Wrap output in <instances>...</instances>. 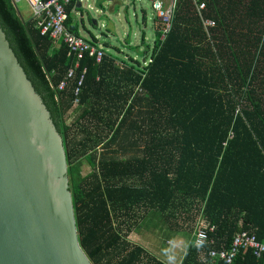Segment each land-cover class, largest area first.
Here are the masks:
<instances>
[{
	"label": "trees",
	"instance_id": "trees-1",
	"mask_svg": "<svg viewBox=\"0 0 264 264\" xmlns=\"http://www.w3.org/2000/svg\"><path fill=\"white\" fill-rule=\"evenodd\" d=\"M204 2L199 14L192 0H175L169 31L161 39L156 29L151 46L141 33L146 65L85 55L67 121L75 81L57 85L73 57L0 0V27L62 137L78 242L93 264H166L127 237L150 210L194 211L213 225L212 242L190 243L179 264H264L250 248L230 263L208 255L242 230L264 242V0ZM76 4L64 5V23L78 34Z\"/></svg>",
	"mask_w": 264,
	"mask_h": 264
},
{
	"label": "water",
	"instance_id": "water-1",
	"mask_svg": "<svg viewBox=\"0 0 264 264\" xmlns=\"http://www.w3.org/2000/svg\"><path fill=\"white\" fill-rule=\"evenodd\" d=\"M0 264H93L78 242L62 137L1 27Z\"/></svg>",
	"mask_w": 264,
	"mask_h": 264
},
{
	"label": "built area",
	"instance_id": "built-area-1",
	"mask_svg": "<svg viewBox=\"0 0 264 264\" xmlns=\"http://www.w3.org/2000/svg\"><path fill=\"white\" fill-rule=\"evenodd\" d=\"M69 0H26L30 7V16L34 19L36 26L39 28L41 34H46L55 41H61L67 47V54L73 57L72 65L67 69L65 75L57 85V89H63L68 82L75 81L73 85V99L72 106L75 107L79 103V93L83 83L86 67L82 66L81 60L85 55L93 57L96 62L100 61L102 56L106 53L101 46L95 42L75 34L68 30L64 21L66 12L64 5ZM152 8L156 11L159 20L160 38L162 39L169 31L171 24L172 11L175 0H169L166 4L164 0H150ZM12 4L16 6L17 0H11ZM197 12L200 14L201 10L205 9L204 0H192ZM203 25L210 27L214 25L211 18H204ZM151 60L150 55L142 63L146 65ZM80 73L76 75L77 70ZM139 89V86L136 87ZM213 230V225L207 223L202 217H198L194 225L193 231V245L197 248H202L206 243L212 242L209 238V232ZM250 248L256 257L264 253V242L256 240L253 233L242 230L233 236L229 248L220 250H210L208 255L224 259L226 263H230L232 258L240 249Z\"/></svg>",
	"mask_w": 264,
	"mask_h": 264
},
{
	"label": "rangeland",
	"instance_id": "rangeland-1",
	"mask_svg": "<svg viewBox=\"0 0 264 264\" xmlns=\"http://www.w3.org/2000/svg\"><path fill=\"white\" fill-rule=\"evenodd\" d=\"M90 1L91 4L93 5V8H90L86 2H83L81 15H80V10H76L72 12L71 23L77 27L79 35H81L84 38H89L88 32L90 31L92 34L97 36L99 40H101V38L103 39L105 38V36L102 35H107L108 42H111V44L113 45L115 44L119 46L121 50L127 52L125 50V48L127 49V47L123 45V41H122L123 37L130 38V42L132 46H135V43H140L139 42L140 33L143 31L151 46L153 40V33L159 27V20L156 11L151 6L150 0H120L119 3L115 4L116 8L119 9V14L116 13L114 15L112 14L111 11H109L108 5L105 6L106 10L104 13L98 11L99 10L98 5L99 3H102L103 0H90ZM164 1H166L167 4L169 0H164ZM125 6H127L128 9L127 11L128 16L125 14L124 11ZM16 7L21 17L27 18L30 15V7L27 4L26 0H17ZM95 10L98 12L96 13ZM126 18L128 19V21H126ZM95 20L97 21V23H95L96 22ZM82 22L85 24V28L82 27ZM127 33H129V36H126ZM101 45L103 47L102 49H105L103 43H101ZM108 50H111V48H108ZM135 55L137 54L135 53ZM70 118L71 117L67 115L66 120L69 121ZM90 169H91L90 165L84 159H82L81 162L79 163V168H78L79 174L84 175L88 173ZM175 214L176 213H174V215ZM191 215L195 216L197 214L196 212L193 211ZM195 217L191 219H195ZM157 220L158 218H156L155 220L151 219L150 221V217H146L141 223L139 221L140 225L139 227L136 226L135 229L137 233L136 235H132V238H134V240L140 241V238L139 240L137 238L140 234V236H142L144 239L147 240L145 242L141 241V243H143L148 247H150V235L154 240L158 238L159 240L158 242L162 244L161 246L165 247L166 245H164L163 241L160 240L168 237L171 240L170 241L171 245L169 246L177 244L178 237L175 236L171 230L174 229L175 225L180 224L184 219L183 220L179 219L178 216L175 215L172 217L171 216L168 217V219L165 221L164 220L157 221ZM176 228L177 227H175V229ZM188 238L189 236L187 235L184 236V240H182V242H184L185 240L187 241Z\"/></svg>",
	"mask_w": 264,
	"mask_h": 264
},
{
	"label": "crops",
	"instance_id": "crops-1",
	"mask_svg": "<svg viewBox=\"0 0 264 264\" xmlns=\"http://www.w3.org/2000/svg\"><path fill=\"white\" fill-rule=\"evenodd\" d=\"M120 0H103L102 3H99V10L102 13L105 12L106 7L105 6H109V11L112 12V14H119V9L116 8L115 4L119 3ZM83 2H86L90 8H93V5L91 4L90 0H77V10H80V15L82 14V5ZM96 9V8H95ZM143 10V9H142ZM76 11V10H74ZM96 11V10H95ZM96 11V13L98 12ZM124 11L125 14L127 15V6L124 7ZM128 16V15H127ZM144 16V13H143ZM29 17V16H28ZM96 21V20H95ZM126 21H128V19L126 18ZM97 23V21L95 22ZM82 27L85 28V24L82 22ZM89 31V30H87ZM141 33L144 34V32L142 31ZM141 33H140V37H141ZM79 34V33H78ZM88 36L89 38H86L88 40H91L93 42H95L97 45L101 46V43H103L104 46V50L105 52H109L114 56V60H113V64L122 68L124 66V64H126L128 62V64H141L143 65V61L146 60L147 56L150 55L149 51H147L146 53L143 52L144 51V45H140V43H135V46H132L131 42H130V38H126L123 37V45H125V47H127V49L125 47V50L128 52H124L123 50L120 49L119 46L117 45H113L111 44V42H108V37L107 35H102L105 36V38H101V40H99V38L97 36H95L94 34H92L90 31L88 32ZM126 36H129V33H127ZM153 38H154V33H153ZM59 41H61V39H56L55 40V44H57ZM153 41V40H152ZM140 42V41H139ZM144 43L149 44L148 39L146 38V35L144 34ZM134 45V44H133ZM132 47V48H131ZM103 48V47H102ZM108 48H111V50H108ZM135 53L137 55H135ZM146 56V57H145ZM136 87L134 88V90H136ZM139 90V89H137ZM75 107H71L68 111H67V115H69V117H71L70 119L74 118L75 115L77 114V110H74ZM67 117V116H66ZM186 208V207H185ZM180 211H183V209H180ZM150 212V214H149ZM192 213V212H191ZM191 213H185V211L183 212H178L175 215L178 216L179 219H184L180 224H177L174 226V229H172L171 231L174 233L175 236L178 237V243L172 246L170 244V238H164L161 239L160 241H163L164 246H161L162 244L160 242H158V238H156L155 240L151 237L150 235V247L144 245L143 243H141V241L145 242L147 241L146 239H144L142 236L137 237L138 240L140 238V241L134 240V238H132V235H136V225L134 224L130 230L128 231L127 237L130 241L135 242L137 244H140L141 246H143L145 249H147L151 254H153L154 256H156L157 258H159L160 260H162L163 262H165L166 264H179L181 261V258L183 256V253L185 252V249L187 248V246L192 243L193 240V228H194V224L196 222V219L199 217H195L193 215H191ZM173 215V216H175ZM170 216L172 217V215L170 214ZM169 215H165L163 213L160 212H155L153 210L148 211L147 214H145V218L146 217H150V221L151 219L155 220L156 218H158V220H167L168 217H170ZM195 217V219H191L193 217ZM157 220V221H158ZM194 221V223H193ZM193 223V226H192ZM192 226V228H191ZM175 227H177L175 229ZM189 236L188 240L182 242V240H184V236Z\"/></svg>",
	"mask_w": 264,
	"mask_h": 264
}]
</instances>
